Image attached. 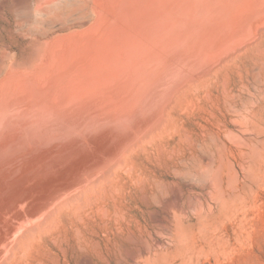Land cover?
I'll list each match as a JSON object with an SVG mask.
<instances>
[{"label": "bare ground", "instance_id": "obj_1", "mask_svg": "<svg viewBox=\"0 0 264 264\" xmlns=\"http://www.w3.org/2000/svg\"><path fill=\"white\" fill-rule=\"evenodd\" d=\"M5 8L0 264H73L71 249L92 257L137 243L148 207L182 198L189 157L215 206L198 202L194 225L176 214L165 226L174 249L144 241L145 262L200 264L231 250L245 198L223 186L264 188V0H0ZM162 177L177 180L171 191Z\"/></svg>", "mask_w": 264, "mask_h": 264}, {"label": "rangeland", "instance_id": "obj_2", "mask_svg": "<svg viewBox=\"0 0 264 264\" xmlns=\"http://www.w3.org/2000/svg\"><path fill=\"white\" fill-rule=\"evenodd\" d=\"M11 20V14L8 9L5 8L0 14V43H4L8 37V25ZM195 156H202V152H199V154H196ZM249 160V157H247L246 161ZM185 164H187V167L182 168V166H179L180 170L188 172V174L184 176L186 177L184 178L185 180L182 181V198L178 201L176 206H171L169 204L168 207H148L146 214L142 217L143 228L142 232L137 234V243L133 244L121 240L118 242L114 241L113 246L111 245L110 249H106L105 246H103L104 249L99 251L97 255L93 253L92 257L86 256L79 250L71 249L70 256L74 257L73 264H90V261L92 264H120L123 259V262L126 264H148V262H145V259L148 257V254L145 252V242L152 243V252L156 253L161 246L154 245V241L157 239L161 241L163 238L166 241L168 240L169 249H174V242L170 239V237L166 238L168 235L167 230H165V226L169 225V222H172V224L176 222L174 216L182 213L184 214L183 217L186 219L183 223L187 226L194 225L196 223L195 213L197 212L194 209V206L198 202L203 203L205 208H208V205L215 206V203H212L211 195L208 194L210 193L208 192L210 191V183L202 182L203 180L200 181L198 178L195 179L190 176V172L194 171L193 164H196L193 162L192 157H189ZM237 169L241 175L244 174L243 170H241L239 166ZM174 181L177 180L171 177H162L160 180V182L168 188L169 191H171L170 183H173ZM191 181L194 183L192 189L185 185L186 182ZM223 191L225 192L226 197L227 195L229 197H233L239 192L243 194L242 198H245L244 201L242 200L244 209L242 210V214H245L243 215L244 223L239 228L240 230L236 229L234 231L230 229L232 234L230 242L231 250L230 248L224 249L227 253L224 250H221V253L220 249H218L217 252L205 254V257L204 255L201 257L200 264H264V188H257L254 186V188H251V190L244 193L242 188L228 191L227 185L225 184L223 186ZM250 191L253 192L250 193ZM153 210L157 211L159 218L164 222L160 223L159 221H154L151 218L150 213ZM246 232L249 233V236ZM140 234H142V236H140ZM238 240H240L241 243H238ZM129 256L134 257L135 259L131 260V258H128Z\"/></svg>", "mask_w": 264, "mask_h": 264}]
</instances>
